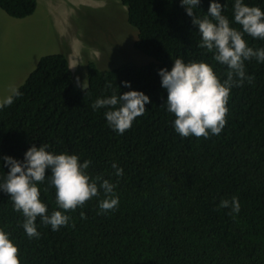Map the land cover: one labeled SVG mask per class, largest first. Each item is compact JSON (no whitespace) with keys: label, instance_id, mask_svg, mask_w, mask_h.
<instances>
[{"label":"trees","instance_id":"1","mask_svg":"<svg viewBox=\"0 0 264 264\" xmlns=\"http://www.w3.org/2000/svg\"><path fill=\"white\" fill-rule=\"evenodd\" d=\"M120 2L136 31L134 49L149 59L145 65L99 70L85 60L87 82L79 89L68 52L49 54L18 87L22 95L0 109V155L22 159L31 144L46 142L56 153L90 159L88 174L115 183L119 197L115 210L100 213L101 191L67 210L70 225L56 231L37 217L40 236L29 238L22 214L0 192V227L17 245L20 264H264V63L245 61L254 79L231 88L218 135L181 137L174 115L161 106L167 94L157 69L170 68L177 56L202 60L222 81L226 65L199 46L200 34L179 0ZM219 2L230 26L240 29L232 20L234 0ZM244 2L264 10V0ZM208 3L200 0L194 14L207 13ZM35 7L36 0H0V10L15 19L31 16ZM243 38L253 48L264 46V40ZM121 81L150 99L123 134L108 127L103 108L90 107L98 96L128 91ZM113 161L123 175H114ZM38 184L48 212L57 209L55 188L47 180ZM232 196L240 203L236 214L218 207Z\"/></svg>","mask_w":264,"mask_h":264},{"label":"clouds","instance_id":"2","mask_svg":"<svg viewBox=\"0 0 264 264\" xmlns=\"http://www.w3.org/2000/svg\"><path fill=\"white\" fill-rule=\"evenodd\" d=\"M179 2L200 34L199 46L211 51L215 61L226 65V75L221 81L209 63L202 60L185 61L177 56L172 59L170 68L157 69L160 86L167 94L161 106L174 115L172 125L181 137L193 135L208 138L210 134L218 135L225 125L231 88L242 86L245 82L251 83L254 79L252 74L246 72L245 61L254 58L257 63H264V46L253 48L243 38L247 34L264 40V10L256 5L250 6L244 0H234L232 20L241 26L237 29L230 26L229 19L222 14L224 4L219 0H209L207 13L203 16L193 11L200 0ZM86 82L87 79L85 86ZM130 83L121 81L128 91L117 93L113 90L110 95L98 96L90 105L93 111L103 108L108 127L119 134L129 129L133 120L145 113V105L150 103L149 96L143 91L131 89ZM106 86L111 88L112 84L109 82ZM20 95L19 88L12 87L10 94L0 99V109L11 105L14 98ZM0 162V170L3 171L4 167L8 169L0 177V192L7 193L13 210L22 214L21 227L29 238L40 236L37 217L41 223L56 231L70 225L67 210L82 206L86 200L99 196L101 191L103 198L98 200L100 213L115 210L119 205L115 183L99 175L91 177L86 171L91 164L90 159L80 162L75 153H56L50 150L46 142L39 146L31 144L24 151L22 159L0 155ZM111 167L114 175H123V169L115 161ZM46 169L49 171L47 176ZM45 180L55 188L57 209L51 212L39 199L38 182ZM218 207L230 209L232 214L240 211L236 196L220 199ZM80 215L84 217L83 212ZM0 264H20L18 247L3 227H0Z\"/></svg>","mask_w":264,"mask_h":264},{"label":"rangeland","instance_id":"3","mask_svg":"<svg viewBox=\"0 0 264 264\" xmlns=\"http://www.w3.org/2000/svg\"><path fill=\"white\" fill-rule=\"evenodd\" d=\"M135 39L120 0H36L34 13L23 19L0 10V99L49 54L68 52L79 89L85 86V60L99 70L145 65L149 59L134 49Z\"/></svg>","mask_w":264,"mask_h":264},{"label":"bare ground","instance_id":"4","mask_svg":"<svg viewBox=\"0 0 264 264\" xmlns=\"http://www.w3.org/2000/svg\"><path fill=\"white\" fill-rule=\"evenodd\" d=\"M73 59V58H72ZM70 60V59H69ZM71 62V61H70ZM72 67V66H71Z\"/></svg>","mask_w":264,"mask_h":264}]
</instances>
